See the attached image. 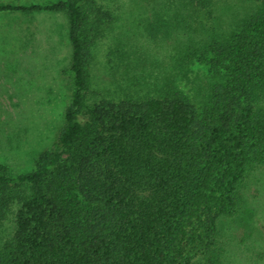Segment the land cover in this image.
<instances>
[{
  "label": "trees",
  "instance_id": "16d2710c",
  "mask_svg": "<svg viewBox=\"0 0 264 264\" xmlns=\"http://www.w3.org/2000/svg\"><path fill=\"white\" fill-rule=\"evenodd\" d=\"M250 1L196 56L225 76L198 103L172 80L108 98L91 87L90 47L112 20L97 0L0 1L66 15L72 77L51 148L26 173L0 162V264H223L225 223L264 170V0ZM216 2L184 6L211 18Z\"/></svg>",
  "mask_w": 264,
  "mask_h": 264
},
{
  "label": "rangeland",
  "instance_id": "374dc122",
  "mask_svg": "<svg viewBox=\"0 0 264 264\" xmlns=\"http://www.w3.org/2000/svg\"><path fill=\"white\" fill-rule=\"evenodd\" d=\"M46 4L57 0H0ZM112 20L91 45V87L103 97L174 84L194 102L224 79L213 63L196 58L211 38L236 30L257 8L250 0H217L211 18L184 0H97ZM68 19L63 12L0 13V162L14 174L34 168L53 145L70 101ZM187 54H195L190 61ZM240 211L225 223L223 264H264V170H253L243 187ZM10 230L3 221L0 241Z\"/></svg>",
  "mask_w": 264,
  "mask_h": 264
}]
</instances>
